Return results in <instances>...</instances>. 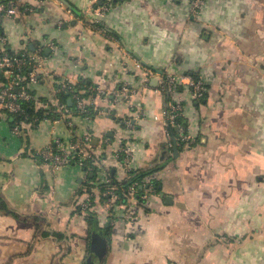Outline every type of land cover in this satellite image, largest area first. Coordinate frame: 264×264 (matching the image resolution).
Here are the masks:
<instances>
[{"label": "crops", "instance_id": "0c3cea01", "mask_svg": "<svg viewBox=\"0 0 264 264\" xmlns=\"http://www.w3.org/2000/svg\"><path fill=\"white\" fill-rule=\"evenodd\" d=\"M22 2L32 11L2 25L8 49L39 55L52 72L30 91L45 100L57 80L85 81L106 96H87L89 120L74 113L72 127L43 122L23 137L11 133L13 117L0 116V264H264V0H204L196 14L190 0ZM104 3L110 10L96 15ZM137 62L153 72L147 87ZM166 72L207 81L200 99L175 87L189 138L176 151L164 127L169 99L157 90ZM3 81L0 71V89ZM86 132L88 216L77 211L82 170L51 172L28 152ZM119 143L132 149L134 174L156 188L128 224H111L96 184L103 170L122 180Z\"/></svg>", "mask_w": 264, "mask_h": 264}, {"label": "built area", "instance_id": "2783aa9c", "mask_svg": "<svg viewBox=\"0 0 264 264\" xmlns=\"http://www.w3.org/2000/svg\"><path fill=\"white\" fill-rule=\"evenodd\" d=\"M204 0H190V9L196 14L201 8ZM92 7V6H91ZM110 10L107 3L93 9L98 16L105 15ZM32 8L22 2V0H0V71L4 78L0 89V116L10 115L13 117L11 133L23 137L26 136L28 129L38 126L43 122L52 124L64 122L72 127L71 117L74 113L82 116L85 120L91 119L90 104L87 101L86 93H93L97 96H106L103 88L90 87L79 89L77 85L68 80H57L54 86L53 94L50 99L42 100L30 91V86L45 80L46 75H51L49 70L42 64L39 55H28L26 51L9 53L7 39L2 32V25L6 19H14L22 13H29ZM53 47V44H50ZM136 67L141 69L137 62ZM47 69V70H46ZM146 74L143 81V87L153 77V72L142 68ZM184 85L192 94L194 99H200L207 90V81L202 78H180L164 73L158 78L157 90L167 95L168 110L164 119L165 134L168 142L175 141L179 145H186L189 142L185 134L184 126L181 122L183 108L181 99H174L175 87ZM127 92V87L123 86L120 90L112 92L113 96ZM62 94H67L73 107L70 108L66 103L59 99ZM86 94V95H85ZM24 106H28L32 112H41L42 116H31L26 113ZM92 107V106H91ZM124 126L128 129L133 128V122L130 119L122 120ZM176 130V135L170 132V129ZM92 133L86 132L83 136L72 137L63 140L60 137L53 136L49 142L41 149L28 147V152L35 158H38L42 168L55 172L67 166H77L82 170L81 178L84 180L82 187V197L78 200L77 211L79 214L88 216L93 213L94 202L91 185L87 182L90 167L87 163L91 160V140ZM115 158L119 161L123 178L119 182H114L107 172H99L97 186L101 193V205L103 213L110 219L111 224L123 221L126 224L134 221L136 213L134 206L140 202H145L149 197L156 193L154 184L145 180H134L135 169L132 165V149L129 143H119L115 152Z\"/></svg>", "mask_w": 264, "mask_h": 264}, {"label": "trees", "instance_id": "16d2710c", "mask_svg": "<svg viewBox=\"0 0 264 264\" xmlns=\"http://www.w3.org/2000/svg\"><path fill=\"white\" fill-rule=\"evenodd\" d=\"M9 53L12 54V51L9 50ZM80 85H82V86H80ZM80 85L77 86L79 89H86V88H87V87H86L87 85H86V82H85V81H83V82L81 81V84H80ZM86 94H87V95H86ZM86 94H85L86 96H89V95L91 96L93 93H86ZM61 97H62V98H66V97H68V95H67V94H62ZM89 108H90V111H92V108H91V107H89ZM24 109H25L24 111H25L26 113H28L29 115H31L32 117H33V116H39V117L42 116V115H41V114H42L41 112H34V111L32 112V110H30V108H28V106H26V107L24 106ZM92 114H93V111H92ZM181 122H182V121H181ZM174 131H175L174 128H173V129H170V132H171L172 134H174ZM147 174H148V173H147ZM145 175H146V174H135L134 177H133V179H134V180H137V181H142V180L145 178Z\"/></svg>", "mask_w": 264, "mask_h": 264}, {"label": "water", "instance_id": "95a60500", "mask_svg": "<svg viewBox=\"0 0 264 264\" xmlns=\"http://www.w3.org/2000/svg\"><path fill=\"white\" fill-rule=\"evenodd\" d=\"M130 51V50H129ZM131 52V51H130ZM137 56V55H136ZM174 150L176 151V142L174 141ZM104 248V240L99 235H94L91 243L92 251H100Z\"/></svg>", "mask_w": 264, "mask_h": 264}]
</instances>
